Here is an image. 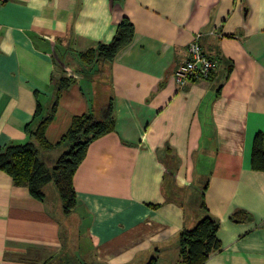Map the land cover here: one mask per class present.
Segmentation results:
<instances>
[{
    "label": "crops",
    "instance_id": "crops-1",
    "mask_svg": "<svg viewBox=\"0 0 264 264\" xmlns=\"http://www.w3.org/2000/svg\"><path fill=\"white\" fill-rule=\"evenodd\" d=\"M123 17L132 40L108 62L83 61ZM197 34L218 66L180 87L175 70ZM94 71L115 128L89 144L71 212L53 181L40 200L0 170V264H183L179 234L207 213L222 246L205 264H264V171L251 165L264 132V0H0V145L29 139L61 76L74 82L47 139L59 142L76 114L99 115ZM64 148L40 158L52 167ZM238 209L250 219L232 220Z\"/></svg>",
    "mask_w": 264,
    "mask_h": 264
},
{
    "label": "trees",
    "instance_id": "trees-1",
    "mask_svg": "<svg viewBox=\"0 0 264 264\" xmlns=\"http://www.w3.org/2000/svg\"><path fill=\"white\" fill-rule=\"evenodd\" d=\"M134 35V24L128 17L118 23L116 32L107 43H100L81 53L87 63L94 61L108 62L117 52L128 44ZM74 78L61 76L54 93L49 112L44 113L39 106L35 119L27 125L30 137L26 142L0 145V170L12 176L16 185H25L30 193L43 200L44 186L53 181L62 200L63 210L71 212L77 204L74 175L84 160L89 144L115 128V116L111 100L100 103L101 113L84 112L73 116L71 124L62 139L53 144L46 137V128L55 116L62 90L70 86ZM64 144L52 167L40 158L41 148H52ZM251 165L255 170L264 171V132L258 131L253 138ZM205 206V203H203ZM231 219L243 222L250 219L245 209H238L231 214ZM219 220L211 214H204L192 228H185L179 234L180 260L183 264H205L209 255L220 249L222 242L218 237ZM147 264H156L151 258Z\"/></svg>",
    "mask_w": 264,
    "mask_h": 264
},
{
    "label": "built area",
    "instance_id": "built-area-1",
    "mask_svg": "<svg viewBox=\"0 0 264 264\" xmlns=\"http://www.w3.org/2000/svg\"><path fill=\"white\" fill-rule=\"evenodd\" d=\"M199 34L188 45V56L175 70L176 83L182 87L191 80L208 78L218 66V60L212 57L202 46Z\"/></svg>",
    "mask_w": 264,
    "mask_h": 264
},
{
    "label": "rangeland",
    "instance_id": "rangeland-1",
    "mask_svg": "<svg viewBox=\"0 0 264 264\" xmlns=\"http://www.w3.org/2000/svg\"><path fill=\"white\" fill-rule=\"evenodd\" d=\"M98 75H99L98 71H94L92 73V77L95 78L93 80L94 84H92V86H93L94 90L96 91V98L98 99L99 97H104V100H106V102H107V100H108V94H107L108 87H107L106 82L104 81V76L101 75L98 77ZM106 94H107V96H106ZM49 185L51 186V188H50V192H48V194H50V197H52V198H54V197L57 198L58 194H57L56 190L53 188V184L50 183Z\"/></svg>",
    "mask_w": 264,
    "mask_h": 264
}]
</instances>
